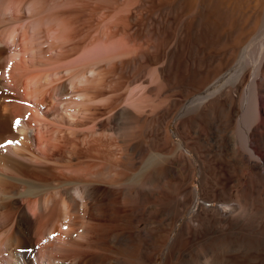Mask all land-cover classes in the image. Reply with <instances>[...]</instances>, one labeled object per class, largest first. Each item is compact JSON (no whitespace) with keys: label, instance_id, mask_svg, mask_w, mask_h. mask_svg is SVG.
<instances>
[{"label":"bare ground","instance_id":"1","mask_svg":"<svg viewBox=\"0 0 264 264\" xmlns=\"http://www.w3.org/2000/svg\"><path fill=\"white\" fill-rule=\"evenodd\" d=\"M0 264H264V0H0Z\"/></svg>","mask_w":264,"mask_h":264},{"label":"rangeland","instance_id":"2","mask_svg":"<svg viewBox=\"0 0 264 264\" xmlns=\"http://www.w3.org/2000/svg\"><path fill=\"white\" fill-rule=\"evenodd\" d=\"M178 140H179L178 137H174V141H178ZM167 183H168L167 179L163 181V184H165V185H164L165 187H164V189H163V190H164L163 192L166 193L165 191H167V196H168L169 194H170V195L172 194V190H173V189H172L171 186H169V187H170V188H169V187H168L169 184L167 185ZM193 185H194L196 188H199V186H198L197 183H193ZM170 189H171V190H170ZM168 191H170V192H168ZM168 198H169V196L167 197V199H168ZM165 202H166V203H165ZM165 202H164V205H165V207H166V206H167V200H165ZM180 225H181V224L179 223L178 226H180ZM177 230H178V229H177Z\"/></svg>","mask_w":264,"mask_h":264}]
</instances>
